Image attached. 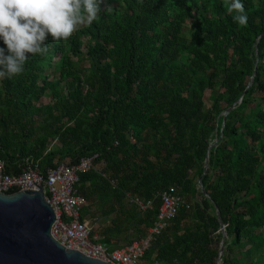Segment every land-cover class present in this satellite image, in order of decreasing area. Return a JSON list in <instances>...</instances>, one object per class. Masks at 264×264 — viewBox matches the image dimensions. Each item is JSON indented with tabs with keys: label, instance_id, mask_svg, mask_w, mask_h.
<instances>
[{
	"label": "trees",
	"instance_id": "obj_1",
	"mask_svg": "<svg viewBox=\"0 0 264 264\" xmlns=\"http://www.w3.org/2000/svg\"><path fill=\"white\" fill-rule=\"evenodd\" d=\"M233 2L106 0L112 11L67 41L49 36L46 55L0 81L4 173L96 155L73 189L80 221H98L88 227L98 242L116 249L143 237L173 187L188 206L140 264H215L219 223L217 264H264V0H240L243 13ZM128 196L151 208L139 212Z\"/></svg>",
	"mask_w": 264,
	"mask_h": 264
},
{
	"label": "built area",
	"instance_id": "obj_2",
	"mask_svg": "<svg viewBox=\"0 0 264 264\" xmlns=\"http://www.w3.org/2000/svg\"><path fill=\"white\" fill-rule=\"evenodd\" d=\"M95 157L96 155H92L80 159L73 166L60 163L47 169L43 174L34 167L33 169L26 168L17 175H7L0 161V193L35 192L41 188L43 201L53 213L49 236L60 246L106 264H140L143 253L148 249L154 237L168 225L179 208H187L188 205L179 198L173 187L163 190L159 195L155 219L146 229L143 237L120 248L109 249L98 242L96 236L89 235L87 221H80L79 216L84 200L73 189L77 174L87 171ZM127 201L139 212L151 208L150 201L143 202L133 196H128Z\"/></svg>",
	"mask_w": 264,
	"mask_h": 264
},
{
	"label": "clouds",
	"instance_id": "obj_3",
	"mask_svg": "<svg viewBox=\"0 0 264 264\" xmlns=\"http://www.w3.org/2000/svg\"><path fill=\"white\" fill-rule=\"evenodd\" d=\"M231 8L244 11L240 0ZM102 11H112L106 0H0V81L21 75L30 56L46 55L49 36L55 44L67 41L81 26L98 20ZM234 19L245 24L247 17Z\"/></svg>",
	"mask_w": 264,
	"mask_h": 264
},
{
	"label": "water",
	"instance_id": "obj_4",
	"mask_svg": "<svg viewBox=\"0 0 264 264\" xmlns=\"http://www.w3.org/2000/svg\"><path fill=\"white\" fill-rule=\"evenodd\" d=\"M251 78L247 87L251 84ZM228 111H224L223 117ZM206 160L207 157L201 176L196 181V187L203 196L200 179L205 173ZM215 215L219 222L217 212ZM52 221L53 213L43 201L41 188L35 192L0 193V264H106L60 246L49 236ZM219 231L221 240L215 264L220 261L223 252L224 230L220 223Z\"/></svg>",
	"mask_w": 264,
	"mask_h": 264
},
{
	"label": "rangeland",
	"instance_id": "obj_5",
	"mask_svg": "<svg viewBox=\"0 0 264 264\" xmlns=\"http://www.w3.org/2000/svg\"><path fill=\"white\" fill-rule=\"evenodd\" d=\"M185 24H186V27L189 28L190 23L187 21ZM202 96H203L204 103L206 104V106H208L209 105V102L207 100V98H208V91H204V93H203ZM39 102H40V104H46L48 102V98L46 96L45 97H42ZM195 189H197L196 186H195ZM192 198H194L195 200H198V197L196 195H194ZM97 225H98V221H95V223L88 224V227L89 228L91 227L92 229H95ZM95 234L97 235V233H95Z\"/></svg>",
	"mask_w": 264,
	"mask_h": 264
}]
</instances>
